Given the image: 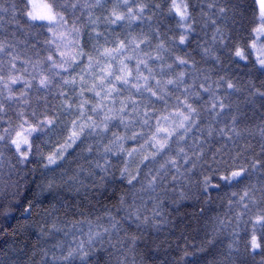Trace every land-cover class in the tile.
Returning <instances> with one entry per match:
<instances>
[{
    "label": "snow or ice",
    "instance_id": "snow-or-ice-1",
    "mask_svg": "<svg viewBox=\"0 0 264 264\" xmlns=\"http://www.w3.org/2000/svg\"><path fill=\"white\" fill-rule=\"evenodd\" d=\"M0 216V264L264 256V0H0Z\"/></svg>",
    "mask_w": 264,
    "mask_h": 264
},
{
    "label": "trees",
    "instance_id": "trees-1",
    "mask_svg": "<svg viewBox=\"0 0 264 264\" xmlns=\"http://www.w3.org/2000/svg\"><path fill=\"white\" fill-rule=\"evenodd\" d=\"M241 2L244 3L245 0H241ZM251 2H252V0H246L247 5H249V6L251 5ZM232 190L233 189H227V188H225L220 193V196L224 197V202L225 203H226V199H227L225 193H229L230 194V192ZM214 195H215V193H214ZM220 203H221L220 201H217L216 210H217V212H221L222 213L223 211H226V207L225 208L219 207V204ZM188 211H192V209L189 208ZM15 223H16V221L13 220V219H9L7 222H5L3 220V217L0 216V248H6L9 245H11V243L13 242V237L11 236V228L10 227L8 228V232L7 233H5L3 231V228L7 227L8 225L15 226ZM179 238H180V232L179 231L175 232L174 235L169 236L168 237V243L171 244V248H168V245L167 244L163 245L162 248H161L160 256L163 257V255H164V248H168V253L170 254L169 255V258H171V256L178 255L179 254V251L176 248V244H177V241L179 240ZM160 239H163V236H161ZM222 239L225 240V243L228 242L227 237H222ZM34 241H35V238L33 237V242ZM188 243L189 244L199 243V240L198 239L197 240H192L191 237H190ZM180 245H181V248H182L183 247V242L182 241L180 242ZM262 261H264V256L259 255V254L256 255L255 257H247V264H262Z\"/></svg>",
    "mask_w": 264,
    "mask_h": 264
}]
</instances>
